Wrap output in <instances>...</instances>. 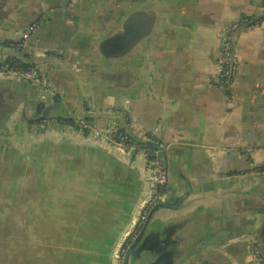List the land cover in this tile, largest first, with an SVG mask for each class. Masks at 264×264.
Wrapping results in <instances>:
<instances>
[{
    "label": "crops",
    "instance_id": "1",
    "mask_svg": "<svg viewBox=\"0 0 264 264\" xmlns=\"http://www.w3.org/2000/svg\"><path fill=\"white\" fill-rule=\"evenodd\" d=\"M4 1L0 60L15 58L6 47L25 53L55 92L48 113L92 114L98 127L116 123L140 139L172 141L167 174L189 179L195 199L158 213L170 217L160 235L175 240L171 248L195 251L222 229L203 249L216 262L249 264L254 242L264 255V171L251 172L264 169V17L234 35L231 90L208 82L222 32L263 11L262 0ZM24 32L27 44L18 49ZM43 107L37 84L0 78V144L51 143L63 147L62 156H85V171H98V187L114 188L124 205L139 185L133 168L116 157L127 155L81 144L72 129H42L32 118ZM20 114L30 124L25 135L17 133ZM110 212L118 225L121 217Z\"/></svg>",
    "mask_w": 264,
    "mask_h": 264
},
{
    "label": "water",
    "instance_id": "2",
    "mask_svg": "<svg viewBox=\"0 0 264 264\" xmlns=\"http://www.w3.org/2000/svg\"><path fill=\"white\" fill-rule=\"evenodd\" d=\"M0 2L1 8L5 1ZM262 17L264 10L235 29L231 61L234 60L235 33ZM128 44L124 45L123 49L130 46ZM5 49L12 57L25 63H33L19 50L12 47ZM0 78L37 84L40 102L45 107L40 115H35L32 119L55 116L47 110L55 93L47 81L51 90L44 91L41 83L31 79L10 76ZM65 116L88 119L95 125L91 120L92 114L68 113ZM116 125L122 127L120 124ZM40 127L53 132L72 129L85 139L81 144H89L116 155L109 149L111 147L118 154L127 155L126 159H121L118 155L116 157L133 168L139 185L131 197L125 199L124 205L120 206L119 198L114 199L115 195L110 191L114 188L107 185L98 187L99 172L91 169L89 171V168L88 172L85 171V156H62L60 151L63 147H58L57 144L41 142L33 144L30 149H20L10 141L1 142L0 264H220L208 257V250L203 249L218 241L222 229L201 240L197 250L183 251L181 255L170 247L175 240L172 242L170 238L160 235L164 230L163 225L169 222L170 217L163 219L158 213L182 209L195 199L192 196L195 189L189 179L170 180L167 174L168 145L172 141L162 142L156 137L140 139L131 129L124 127L136 143L128 152L113 141L90 138L73 128L46 125ZM140 145L146 146V149H140ZM139 156L146 158L145 163L139 161ZM148 157H154L164 164L167 194L152 206L145 223L121 255V244L134 227L140 208L151 188L152 172L147 167ZM104 187L107 192L103 194ZM104 198L109 199L106 205ZM119 207L121 212L117 209ZM105 208L109 210V214H112V211L121 217V220L117 219L118 225L117 221L107 217ZM155 221L159 223L156 224Z\"/></svg>",
    "mask_w": 264,
    "mask_h": 264
},
{
    "label": "built area",
    "instance_id": "3",
    "mask_svg": "<svg viewBox=\"0 0 264 264\" xmlns=\"http://www.w3.org/2000/svg\"><path fill=\"white\" fill-rule=\"evenodd\" d=\"M264 7V5H263ZM246 19H241L232 22L221 34V52L215 61V68L208 77V82L212 86H219L231 90L232 81L234 79L237 63L231 61V52L233 48V34L235 29ZM29 33H24V40L17 43L18 49H23L27 44ZM0 76H10L19 79H31L36 83L43 85V90H51L49 84L43 79L40 70L34 65H24L20 59L14 58L9 60H0ZM45 96V94H42ZM232 96V94L230 95ZM38 111L37 115H40ZM40 125L51 127H69L77 132L94 139H107L115 142L120 148L130 151L135 146L134 140L127 131L116 124H108L105 127H98L92 124L88 119H80L77 117H59V116H44L39 119ZM147 167L152 172L151 188L148 190L144 204L140 208L139 215L135 221L134 227L125 237L120 247V254L123 255L132 241L137 235L143 224L145 223L149 211L152 206L160 199H163L167 194V183L164 164L156 160L154 157H148ZM252 171L261 172L264 169L254 168ZM252 260L249 264H264V255L253 245L251 249Z\"/></svg>",
    "mask_w": 264,
    "mask_h": 264
},
{
    "label": "rangeland",
    "instance_id": "4",
    "mask_svg": "<svg viewBox=\"0 0 264 264\" xmlns=\"http://www.w3.org/2000/svg\"><path fill=\"white\" fill-rule=\"evenodd\" d=\"M17 133H20V135H25L28 133V131L30 130V124L24 119V117L22 116V114H20L18 116V120H17ZM28 137V136H27ZM26 137V138H27ZM140 159V158H139ZM140 162H143L142 159L139 160Z\"/></svg>",
    "mask_w": 264,
    "mask_h": 264
},
{
    "label": "flooded vegetation",
    "instance_id": "5",
    "mask_svg": "<svg viewBox=\"0 0 264 264\" xmlns=\"http://www.w3.org/2000/svg\"><path fill=\"white\" fill-rule=\"evenodd\" d=\"M23 64L24 65H33V64H30V63H25V62H23ZM35 66V65H34ZM125 114L127 115V117H129V112L128 111H126L125 112ZM108 124H111V123H108ZM133 139V138H132ZM134 140V139H133ZM134 143H135V140H134ZM135 145H136V143H135ZM140 147V149H146V146H144V145H140L139 146ZM255 168H260V169H263V167H255ZM251 172H257V171H251ZM253 245H255L257 248H258V250L260 251V249H259V247H258V245H257V243H253L251 246H250V249H249V254L251 255V249H252V246ZM261 252V251H260ZM251 260H252V257H251Z\"/></svg>",
    "mask_w": 264,
    "mask_h": 264
},
{
    "label": "trees",
    "instance_id": "6",
    "mask_svg": "<svg viewBox=\"0 0 264 264\" xmlns=\"http://www.w3.org/2000/svg\"><path fill=\"white\" fill-rule=\"evenodd\" d=\"M263 5H264V0H262V2H261ZM59 117H64V116H59Z\"/></svg>",
    "mask_w": 264,
    "mask_h": 264
}]
</instances>
